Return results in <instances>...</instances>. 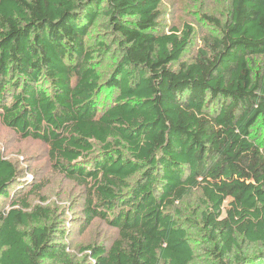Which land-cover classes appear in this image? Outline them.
I'll return each mask as SVG.
<instances>
[{"label":"trees","instance_id":"obj_1","mask_svg":"<svg viewBox=\"0 0 264 264\" xmlns=\"http://www.w3.org/2000/svg\"><path fill=\"white\" fill-rule=\"evenodd\" d=\"M163 1L0 0L1 123L113 230L72 253L0 147V264H264V0L200 14V44Z\"/></svg>","mask_w":264,"mask_h":264},{"label":"rangeland","instance_id":"obj_2","mask_svg":"<svg viewBox=\"0 0 264 264\" xmlns=\"http://www.w3.org/2000/svg\"><path fill=\"white\" fill-rule=\"evenodd\" d=\"M162 9L168 25L175 24L182 28L186 22L193 23L198 30L196 40L200 44L201 35L213 31L210 26L199 20L200 14L209 13L225 19L229 12V0H164ZM0 147L3 154L14 161L25 174L21 178L19 187L23 186L25 181H32L33 174L39 173L40 177L44 175L43 179L48 182L47 187L44 188L41 197L32 194L30 201L33 205L57 206L58 213L64 210L65 214L60 218L67 229L64 242L70 244L72 253L82 257L83 254L78 252L80 246L94 243L107 234L113 233V230L100 219L86 226L81 205L71 209L76 203L75 195L83 194V189L52 172L46 144L32 138H21L13 130L4 126L0 120ZM28 190L27 186L24 187V191ZM229 203V201L226 202L225 209L228 208ZM9 204V198L0 200V208L8 207ZM196 237L201 236L197 233Z\"/></svg>","mask_w":264,"mask_h":264}]
</instances>
